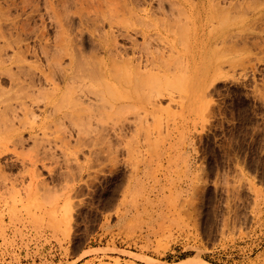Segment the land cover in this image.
Segmentation results:
<instances>
[{"label": "rangeland", "instance_id": "rangeland-1", "mask_svg": "<svg viewBox=\"0 0 264 264\" xmlns=\"http://www.w3.org/2000/svg\"><path fill=\"white\" fill-rule=\"evenodd\" d=\"M201 261L264 264V0H0V264Z\"/></svg>", "mask_w": 264, "mask_h": 264}, {"label": "bare ground", "instance_id": "bare-ground-1", "mask_svg": "<svg viewBox=\"0 0 264 264\" xmlns=\"http://www.w3.org/2000/svg\"><path fill=\"white\" fill-rule=\"evenodd\" d=\"M139 158H141V157H139ZM139 158H136L137 160H136V159L134 160L135 167H133V168H134L133 171H134L135 169L137 170V168H138V166H137V165H138V164H137L138 162H137V161L139 160ZM143 159H144V158H143V156H142V160H143ZM136 162H137V163H136ZM139 168H140V167H139ZM201 263H202V264H207V263H205V262L203 263V261H201Z\"/></svg>", "mask_w": 264, "mask_h": 264}]
</instances>
